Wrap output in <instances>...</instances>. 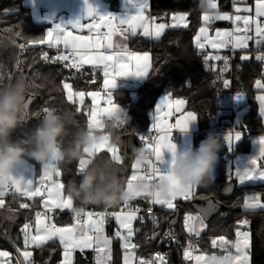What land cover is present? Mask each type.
Masks as SVG:
<instances>
[{
    "label": "trees",
    "instance_id": "1",
    "mask_svg": "<svg viewBox=\"0 0 264 264\" xmlns=\"http://www.w3.org/2000/svg\"><path fill=\"white\" fill-rule=\"evenodd\" d=\"M254 1L256 0H248L251 4ZM114 2L115 0H112V3ZM218 9L231 11L232 0H219ZM150 11L156 20H168L171 14L184 12L187 14L189 25L185 29L166 31L159 41L152 42L146 38L134 40L135 45H132L136 49L152 52L153 69L147 80L134 89L135 97H132L130 89H120L114 93V101L125 108L129 117L127 125L120 131V134L133 133L138 138V134L145 133L151 126L154 105L159 95L172 93L173 97L184 98L188 109L196 112L199 119L201 132L196 136L195 148L209 136L218 137L222 144L220 160L216 167L215 183L207 187L196 188L195 196L200 199L201 197L204 199L215 197L222 204V210L206 224V229L199 235V249L196 252L220 251L219 248L213 247L212 240H219L220 237L232 240L237 228L246 225L251 233V264H264V210L250 211L243 207L244 198L250 194H257L264 201V181L239 185L233 172L230 171V163L236 156L250 153L251 138L264 132V123L259 116L256 102V84L257 81H264V64L257 61L255 57L251 60H242L238 52L234 54L232 62L228 61L226 70H224L223 60L209 59L206 61V56L214 57L217 53L199 50L194 45V35L202 25V14L207 12L202 10L200 0H151ZM16 32H20L21 36H15ZM45 34L46 26L37 25L32 21L30 11L23 6V0H0V78L2 76L5 78L0 88L13 83L20 76L30 78L33 85L38 86L33 87L28 94L29 96L35 93V98L29 105V117L14 133V137H20L36 126L44 115L42 111L44 107L55 108L57 111L65 109L76 111L78 105L74 106L67 101L66 90L63 88L64 83H71L76 91H89L101 87L102 74L100 72L94 73L89 68L77 72L74 69L64 68L59 62H44L43 53L46 52L50 58L57 55L55 50L45 48L41 44H29L30 46L24 52L18 54L16 43L42 39ZM228 53L229 51L224 52L221 56H226ZM223 79H227L230 83L227 88L224 87ZM231 90L235 92V95L243 94L248 109L237 121L239 110L237 102L234 124L242 135L237 145L233 143L229 146L225 139L229 134L208 132L214 126L208 112L217 111V100L225 98ZM89 103L88 99L83 109L79 113L76 111L81 122L87 123L84 113L88 112ZM139 143L142 145L140 140ZM31 162L38 165L35 161ZM78 164L79 162H74L61 165L59 168L61 173L59 178L65 185L66 194L67 186L71 181L79 182ZM260 164L264 167V158L260 159ZM224 176L226 178L223 180ZM227 180L236 181L234 195L229 199L221 196ZM8 200L13 206H19L24 201L17 197L13 199V196ZM190 202L182 199L176 202V205L182 208L178 230L168 223L174 210L157 209L160 217V235L155 244L147 240L148 230L142 229L137 224L139 227L135 237L137 254L156 246L173 247L178 243L194 240L196 236L185 233L182 222L185 212L193 211ZM122 203L115 206L101 205V208L116 209ZM132 203L146 207L150 204V200L140 198ZM73 205L74 207L80 206L79 202L74 200ZM83 208H92V205L83 206ZM56 215L60 220L65 214ZM245 220L248 221L247 224L242 223ZM19 223H23V217ZM169 233L170 235H166ZM60 257L61 249L58 244L49 242L43 250L35 249L33 260L35 264H58ZM114 264H118L116 258Z\"/></svg>",
    "mask_w": 264,
    "mask_h": 264
},
{
    "label": "snow or ice",
    "instance_id": "2",
    "mask_svg": "<svg viewBox=\"0 0 264 264\" xmlns=\"http://www.w3.org/2000/svg\"><path fill=\"white\" fill-rule=\"evenodd\" d=\"M138 10L134 15H128L125 18L113 15L111 13L106 15H101L97 10L90 4L87 7L86 19H91L96 21L99 18L100 21H105L103 25L99 23L84 24L80 20L75 21L72 24L71 29L83 30L87 28L89 32H96L95 37L83 36V35H73L69 29L63 27L62 25H55L52 29L47 32V39H33L26 40L25 43L19 45L21 50H26L28 44H45L47 43L49 48H59L62 44L65 51L58 54L55 57L50 58L45 52L42 55V59L46 63H62L64 68L74 69L77 72H81L85 65L91 66L95 71L97 69L103 72L104 76V88L106 90L107 100L106 103L108 107H94L91 111L84 113L87 117V124L91 127H96L101 124L102 120L110 116L114 111H116L119 106L113 102V89L117 86V80L120 77H127L129 75H135L137 77H146L149 75V69L151 68L150 56L147 52L142 55L130 54L127 50L126 45L122 42H117L114 40V36L120 35L123 39H128L125 33H129L132 36L137 35L138 29L142 30L143 37L152 38L154 40H159L165 31L166 25L160 23L154 25L152 30L149 29L147 24V18L144 16V12L149 7L148 0H129ZM210 8L213 10L217 9V4L214 0H209ZM87 4V0H85ZM243 4V7L238 5ZM233 6L235 12L237 13L234 17L229 13H221L219 11H213L212 14L205 13L203 16L204 27H201L199 32L203 35L204 40H206L213 49H223L229 46L233 50L236 49H246L248 47V42L250 40H255L256 45H264V0H256L255 5V15L254 17L250 14L252 9L248 6L247 0H233ZM6 12L8 10H5ZM243 12L245 15H240ZM118 20L119 24L114 25L112 21ZM215 20H231L233 24L237 25L232 31H220L217 30L215 33V38L210 39L207 35L208 26H210ZM183 22V23H182ZM238 22H242L243 27L241 28ZM127 25V27H122ZM187 27L186 14H176L173 16V23L171 27ZM101 27H106L108 31L106 33H101L96 31ZM11 31V30H9ZM254 32V36L249 33ZM242 33V34H241ZM201 35L196 37L197 48L203 49L205 47L204 43H201ZM15 36L20 37L21 33L16 32ZM14 44L15 41L13 40ZM135 60L136 64L133 66L130 64L131 60ZM215 59L224 61V70L228 67L229 58L226 56H214L205 57V60ZM242 60H248V56H242ZM255 59L257 61L264 62V52H260L256 55ZM223 71V70H222ZM219 79V77H218ZM224 87L227 88L229 82L227 80L223 81ZM257 86L264 88V84L257 81ZM33 87H38L33 85ZM63 88L67 92V101L76 106L77 99L79 97V103H83V97L85 93L83 91L73 92L72 85L68 83L63 84ZM92 100L95 102L99 93L89 92ZM172 93L161 98L160 103L156 105L157 116L155 122L149 129V133L155 131L157 135H146L138 134L139 140L148 149L153 151L155 166L151 164L148 166H142L135 160L132 164V168L135 170L131 178L128 180V189L132 192V198L125 202V207L129 208L127 212L121 211L120 213H92L74 211L73 199L67 194L64 195L65 185L63 183L53 180V174L42 169V175L40 176V183H37L35 179H26L23 183L13 180L9 187L5 190L0 191V209H5V197L12 195L13 199L18 196L27 197L29 200L35 197H41V203L44 208V212H36L35 214V231L33 232L30 222L24 223L21 233L23 234V245L24 250L18 252L23 256V261H17V264H35L32 259V251L29 248L41 249L49 244V242L59 241V244L63 247V261L62 264H73V253L77 249L83 252L85 249H92L95 256V264H110L112 258V238L104 235V223L108 215L115 217L119 224L120 229L124 230L117 231L115 236L121 241V247L124 249L123 264H131L135 253L133 250L137 247L136 244L131 243V237L134 235L133 221L138 219L137 213L140 212L139 208L132 209L130 206V201L135 198H144L150 200L151 203L161 205L167 209L175 210L177 205L174 203L178 198L184 201H192L196 196L195 188H179L177 187L172 198L170 200H161L158 197L151 196L150 193L137 192L134 188V181L139 178L152 179H162L166 175V171H162L159 163L162 162L163 153L165 150L175 153L176 144L172 142L173 130H180L181 132H186L192 122L197 119V115L193 111L184 112L183 106L186 101L183 99H171ZM35 98V93L30 94L27 100V105L32 103ZM236 99H243L242 93H237L235 95ZM260 102L261 115H264V95L257 97ZM175 104V112L180 113L179 118L175 121V124L161 126L159 122V113L162 111V105L168 106L170 104ZM49 108L44 107L42 109L43 113H46ZM76 111L79 113L81 111L80 107H76ZM28 115V112L25 116ZM38 115V114H37ZM171 115V113H169ZM25 119V117L23 118ZM240 132H234L226 136V142L231 146L236 141L241 138ZM260 149L259 156H255L251 160L252 167L244 170L242 173H238L239 182L243 183L245 181L253 179L264 180V170H259L255 167L258 159L264 158V137L259 139ZM106 151L110 154V158L113 159L118 165L124 163L123 156L121 154V147L119 145L113 146L108 141L96 146L93 151L85 149L87 156L79 161L78 172L79 174L87 167L91 159H93L97 154ZM56 176H60V171L58 170ZM169 179H172L170 176ZM204 199V197H201ZM31 205L28 203H20V209H29ZM243 207L246 210L254 211L257 209L264 210V203L260 202V197L258 196H247L244 198ZM68 209L73 213V219L76 221V225L72 227H57L54 223H51L49 213H53L56 210ZM151 212V209H149ZM17 210L13 209L9 204L6 208V214L0 213V220H6L7 222H13L16 218ZM95 216V218H94ZM43 217V219H42ZM142 219V218H141ZM206 216L197 213L196 215L186 214L184 217L185 229L195 236H199L201 230L207 227ZM243 224H247L248 221H243ZM199 225V227H197ZM166 235H170L166 234ZM249 237L247 232H237V241L234 245H230V242L225 240L224 237H220L219 240H212L213 247L219 248L223 253L229 252L231 247H234L239 255L236 257L235 264H248V243ZM191 247V246H190ZM9 254L7 252H0V257H7ZM185 257L191 258V253L185 251ZM197 264H204L206 256L198 255L194 257ZM158 260L163 261V256H158ZM139 264H153L150 260H140Z\"/></svg>",
    "mask_w": 264,
    "mask_h": 264
},
{
    "label": "clouds",
    "instance_id": "3",
    "mask_svg": "<svg viewBox=\"0 0 264 264\" xmlns=\"http://www.w3.org/2000/svg\"><path fill=\"white\" fill-rule=\"evenodd\" d=\"M202 10L208 11L209 0H200ZM33 88V81L25 76L0 88V191L5 190L13 180L26 181L22 170L27 161H35L52 174L61 165L79 162L87 156L85 149L93 151L96 146L108 141L113 146L121 143L120 130L129 117L119 107L101 124L89 127L78 119L72 109L57 111L48 109L40 122L20 137L14 133L21 128L28 112L27 96ZM222 144L216 136L202 140L198 147L175 153L168 165L164 178L149 180L139 178L134 184L135 191L147 192L161 200H170L179 188L207 187L216 181V167L220 160ZM134 159L142 166H155L154 153L145 145L133 149ZM172 179H169L168 177ZM128 181L122 176L119 165L110 157L96 155L80 173L79 182L71 181L67 194L79 207L105 205L115 206L132 198ZM238 252L210 254L204 264H235Z\"/></svg>",
    "mask_w": 264,
    "mask_h": 264
},
{
    "label": "crops",
    "instance_id": "4",
    "mask_svg": "<svg viewBox=\"0 0 264 264\" xmlns=\"http://www.w3.org/2000/svg\"><path fill=\"white\" fill-rule=\"evenodd\" d=\"M150 2L151 0H148L149 3V7L147 8V10L144 12V16L147 18V24L149 26V29L152 30L154 28V25L160 24V23H164L166 25L165 31L162 34L161 38L159 40L162 39V37L164 36V34L166 33V31L170 30V29H185L188 27L189 25V21H188V17L187 14L184 12H178V13H173L170 15L168 20H156L150 11ZM217 4V9L213 10L211 8H209V10L207 12H204L202 14V25L201 27H204V20H203V16L205 15V13L208 14H212L213 11H219L221 13H229L231 16H235L237 13L235 12L234 6H233V0H232V9L231 11H221L218 9V2H215ZM91 5L92 7H94L97 12L101 15H106V14H113L116 16H119L121 18H125L128 15H134L137 12V8L133 6L132 3L129 2V0H115L114 3H112V0H87V4L85 3V0H23V6L25 8H27L30 11L31 14V19L32 21L37 24V25H43L46 26V34L47 32L52 29L55 25H62L63 27L67 28H71L72 24L77 21L80 20L82 23L84 24H91V23H99L101 25H103L105 23V21H100L99 18H97L96 21L89 19H86L87 16V7L88 5ZM247 4L248 6L252 9V12L250 13L253 17L255 15V5H256V1H254L253 4L249 3L247 0ZM240 7H243V4L238 5ZM176 14H186V23H187V27H171L172 23H173V16ZM240 15H245V13L241 12ZM216 23L215 26H212V24L210 26H208V37L210 39H214L215 38V33L217 30L220 31H232L237 25L233 24V22L231 20H215L214 21ZM112 23L114 25L119 24L118 20L112 21ZM183 23V22H182ZM240 27L242 26V22H238ZM122 27H127V25H123ZM200 28L197 30L196 34L194 35V45L197 48V41H196V37L198 35H201L199 30ZM69 31L72 32L73 35H83V36H92L95 37L96 32H89L87 28H84L83 30H74V29H69ZM96 31H99L101 33H106L108 31V29L106 27H101L99 29H97ZM142 30L138 29V33L135 36L130 35L129 33H125V35L128 36V39H123L122 36H120L119 34L114 36V40H116L117 42H122L124 45H126L127 50L130 54H137V55H142L143 53L147 52L150 56V62H151V68L149 69V74L153 69V58H152V52L150 50H139L136 49L135 46V41L136 38H146L149 39L152 42L155 41H159V40H154L152 38H148V37H143V35L141 34ZM45 34L43 39H47V35ZM250 35H255L254 32L249 33ZM201 43L205 44V47L203 49H199L202 51H207V52H213V53H217L216 56H221L223 55L224 52H228V51H233L234 54L235 53H240L241 57L242 56H248L249 59L251 60L253 57H256V55H258L260 52H264V45H256L255 40H250L248 42V47L246 49H236L233 50L231 46L227 47V48H223V49H213L210 44L204 40L203 35H201ZM133 44V45H132ZM42 46H44L45 48H49L47 43L45 44H41ZM55 48V47H53ZM50 48V49H53ZM59 48L63 49V52L65 51V49L63 48V45L61 44L59 46ZM261 62V61H259ZM264 64V62H261ZM131 65H135L136 61L133 59L130 61ZM89 68L90 70H92L94 73L96 72H100L102 74L101 77V87L100 88H94L91 89L89 91H85L86 94L92 90L98 91L97 93L102 94V96L104 97V100H107V96H106V90L104 88V76H103V72L99 69L97 70H93L91 68V66L85 65L83 67V69ZM149 76V75H148ZM148 76L146 77H137L135 75H129L127 77H120L117 80V86L115 89H113V101H114V93L120 89H130L131 95L133 97V95H135V91L134 89L139 87L140 84H143ZM5 78L2 76L0 78V85L4 84ZM261 84H264V81H260ZM71 84V83H68ZM72 85V84H71ZM256 89H257V94H256V102L258 104V111H259V116L262 118L263 123H264V115H261V110H260V102L257 99V97L264 95V88L262 87H258L256 84ZM72 91L75 92H80V91H76L72 85ZM169 93H163L161 95L158 96V98L156 99L155 105H154V109H153V113H152V124L155 122V118L157 116L156 113V105L158 103H160V100L162 97L168 95ZM30 96V95H29ZM29 96H27V100L29 99ZM66 96H67V92H66ZM171 99L174 101L176 99H183L181 97H173L171 96ZM186 101V100H185ZM237 99H236V109H237ZM78 105V103H77ZM176 105L170 104L168 106H163L162 105V111L158 114L159 115V122L161 123V126H166V125H172L175 124V121L179 118L180 113H177L174 111ZM239 107V106H238ZM125 109V108H124ZM183 110L184 112L187 111H192L190 109H188L187 107V101L185 103V105L183 106ZM194 112V111H193ZM169 113H171V115H169ZM196 113V112H195ZM197 115V113H196ZM28 116V115H27ZM28 119V118H27ZM26 122V120L22 121V125ZM150 126V128H151ZM149 128V129H150ZM148 129V130H149ZM201 132L200 130V125H199V119H198V115H197V119L192 122L189 126V129L186 132H181L180 130H173V134H176L178 136V138L176 140H173L172 137V142L176 144L177 148L179 151H186L190 148H195V144H196V136ZM172 134V136H173ZM260 135L264 136V132L260 133ZM138 139V138H137ZM139 141V140H138ZM140 144V143H139ZM249 154V153H248ZM172 159V153H170L169 151L165 150L163 153V157H162V162L159 163V166L161 168L162 171H167L168 169V165L171 162ZM24 174H25V178L26 179H35V181L37 183H40V176L42 175V171L39 170V164L36 165L35 163L31 162V161H27L22 168ZM131 178L130 173L128 174V178L127 181ZM53 180L62 183L61 179L59 178V176H56V174H54L53 176ZM136 181H134L135 183ZM64 192V190H63ZM64 195L66 196L67 194L64 192ZM9 197H11L10 195H8L7 197H5V204L7 205H11L12 207H19V206H13L10 202ZM17 198L19 200H24L22 203H28L29 205H31V207H37V208H43L42 203H41V197L37 196L32 200H29L27 197H21L17 195ZM142 198V197H140ZM140 198H135L132 201L138 200ZM177 200H180L179 198ZM176 201H174V203L176 204ZM37 205H36V204ZM17 210V214H16V218L13 222H7L6 220H0L3 228L5 230H7L12 238V242L7 241L4 236L2 235V233L0 232V252H7L9 255L7 257H0V264H17V261H21L20 260V256H19V252L17 251V249H20V251L22 252L24 250V245H23V234L21 233V229L24 225V223H26V219L29 217H32L35 215V212L31 211V210H26V209H21V210ZM119 212H114V213H120ZM0 213H5L6 214V210L0 211ZM65 214L63 216L62 219L58 220V217L56 214L62 215ZM23 217V223H19L20 219ZM49 217H50V221L51 223H54L57 227H72V226H77L76 225V221L73 219V213L68 210L65 209L63 211L61 210H56L53 213H49ZM185 217V216H184ZM110 221V222H108ZM33 232L35 231V221L34 222H30ZM138 224V221H137ZM105 229L107 231V233L109 234V236L113 239V243L111 245L112 248V258L110 261V264H114V259L116 258L118 261V264H123V257H124V249L121 248V242L120 239L118 237L115 236V233L117 231H120L116 221H115V217L112 215H108L106 217L105 223H104ZM78 227V226H77ZM175 228V227H173ZM242 228V227H239ZM236 230V235L234 236V238L232 240H227L230 242V245H234L235 242L237 241V231ZM176 230H178L177 228H175ZM206 229V227L204 228V230ZM247 229V228H245ZM139 229L134 231V237H133V244H136V233ZM203 230V231H204ZM112 231V233H111ZM202 231V232H203ZM248 230H245V232ZM201 232V233H202ZM185 233H187L185 231ZM200 233V234H201ZM189 234V233H187ZM192 236H195L194 234H190ZM249 240V248L247 250L248 255H249V261L248 264H251V254H250V249H251V240H250V236L248 234ZM58 246L61 249V257L60 260L58 262V264H62L63 261V247L59 244V241H55ZM115 247H117V250H115ZM30 251H32V259H34L35 256V249L34 248H29ZM135 253L133 259L131 260V264H136V260H137V247L133 250ZM230 251L232 252H236L234 247L230 248ZM224 254L221 250L220 251H216V252H212V253H207V252H195L192 255V261L193 264H197V261L195 260V256L198 255H203V256H208L210 254ZM95 252L92 249H85L83 252H81L80 250H76L73 253V264H95ZM23 257V256H22Z\"/></svg>",
    "mask_w": 264,
    "mask_h": 264
},
{
    "label": "built area",
    "instance_id": "5",
    "mask_svg": "<svg viewBox=\"0 0 264 264\" xmlns=\"http://www.w3.org/2000/svg\"><path fill=\"white\" fill-rule=\"evenodd\" d=\"M214 2H219V0H214ZM216 23L213 22L212 26H215ZM243 25L241 26V28ZM68 29H71L68 27ZM242 34V33H241ZM22 43H16L17 45V51L18 54L20 55L22 52L25 50H21L19 45ZM30 45H27V48ZM26 48V49H27ZM55 50L56 55L63 53L62 48H53ZM226 57L229 58L228 61H233L234 58V52L231 50L229 53L226 55ZM227 80V79H223ZM228 81V80H227ZM229 82V81H228ZM230 84V83H229ZM140 84L139 86H141ZM218 104V109L217 111H212L211 113L208 112L209 115H211V118L214 122V126L212 130L208 131L210 133L214 134H232L234 132H240L234 124V117L236 114V98H235V92L234 91H229L227 96L225 98H219L217 100ZM122 130V129H121ZM120 130V131H121ZM147 130L144 134L146 135H157L155 131H152L151 133L148 132ZM178 136L176 134H173L172 139L176 140ZM10 196H12L10 194ZM6 208H7V204ZM130 206L132 209L139 208L140 212L137 213L138 216V224L142 229H147V240L151 242L152 244H155L158 241L159 235H160V217L157 214V209H166V207H163L161 205H157L154 203H151L148 206H142V205H135L132 202H130ZM12 207V206H11ZM5 209H0V211L6 210ZM13 209H18L21 210L19 207H12ZM149 209H151V212H149ZM26 210H31L33 212H44V208H35V207H30L29 209ZM129 208L125 207V204L122 203L120 207L116 209H112L109 207L106 208H83L84 212H92V213H114V212H119V211H124L127 212ZM95 218V216H94ZM142 218V219H141ZM43 219V217H42ZM27 222H34L35 221V215L32 217H29L26 219ZM110 222V221H108ZM184 223V218L182 220ZM0 232L4 236V238L12 242V238L7 230H5L0 222ZM196 240L199 241V237L196 238ZM191 246V247H190ZM198 242H195V244H189V243H178L175 246H156L153 248H149L148 250L144 251L141 254H137V260L136 264H139L140 260H150L153 262V264H193L192 261V255L198 250ZM189 251L191 253V258H186L185 257V251ZM20 260L23 261V257L19 252ZM158 256H163L164 260L160 261L157 259Z\"/></svg>",
    "mask_w": 264,
    "mask_h": 264
},
{
    "label": "rangeland",
    "instance_id": "6",
    "mask_svg": "<svg viewBox=\"0 0 264 264\" xmlns=\"http://www.w3.org/2000/svg\"><path fill=\"white\" fill-rule=\"evenodd\" d=\"M83 92L85 93V96L83 97V103L82 104L79 103V97H76L77 103H78V106L80 107V109H83V107H84V105H85V103H86V101L88 99L90 100L88 112L91 111L94 107H101V108L102 107H108V105L106 103V100H104V97L102 96V94L99 93V96L97 97V100L94 102L92 100L91 96L88 95L89 92L87 94H86L85 91H83ZM90 92H98V91L92 90ZM133 97H135V95H133ZM113 102H114V104L118 105L125 112V114L127 115V112H126V110L124 109V107L122 105H120L119 103H117L115 101H113ZM237 102L239 103V110L237 112V121H239L243 117V115L247 112L248 106L246 104V98L244 96H243V99H237ZM28 117H29V112H28V116H25V119L24 120L27 121L28 120L27 119ZM142 134H144V133H142ZM261 137H264V136H262L260 134L254 135L251 138V151H250V153L249 154H244V155H238V156L235 157L234 161L233 162L231 161V163H230L231 164L230 171L233 172V175L237 179V182H238L239 185H243V184H247V183H251V182L252 183H255V182L258 183V182L264 181V180H261V179H253V180H249V181H245V182L241 183V182H239L238 175H237L238 173H242L244 170L251 168L252 167V164H251L252 158L255 157V156H259V149H260L259 139ZM238 142L239 141H236L234 143V145H237ZM142 145H143V143H142ZM97 155H99L101 157H104V156L110 157V154L107 153L106 151H104L102 153H99ZM134 162H135V160H134ZM255 167L257 169H259V170H264V167H262L261 164H260V159L257 160ZM39 170L42 171V168H41L40 165H39ZM134 171L135 170L132 168V171L130 172V176L133 175ZM53 176H54V174H53ZM248 196H258V197H260L257 194H250ZM260 202L261 203H264V201L261 199V197H260ZM186 214L196 215L197 212L194 211V210L193 211H187V212H185V215ZM115 221H116V219H115ZM137 221H138V219L135 220V221H133V230L134 231L137 230V229H139V227L137 225ZM116 223H117V225L119 227V224H118L117 221H116ZM103 227H104V235L110 237L109 234L107 233L106 229H105V226H103ZM197 227H199V225H197ZM245 228H246V225L243 226L242 228H239L237 232H245V230H248V229H245ZM119 229H120V227H119ZM183 229H184V231H186L187 233H189L185 229V225L184 224H183ZM203 230H204V228H203ZM203 230H201V232ZM120 231L122 233L124 232V230H122V229H120ZM246 232L249 234L250 240H251V233H250V231L248 230ZM133 237H134V235L131 237V243L134 242L133 241ZM198 237L199 236H196L194 240L189 241V242H186V243L195 244V242H198V240H196V238H198ZM112 241H113V239H112Z\"/></svg>",
    "mask_w": 264,
    "mask_h": 264
},
{
    "label": "water",
    "instance_id": "7",
    "mask_svg": "<svg viewBox=\"0 0 264 264\" xmlns=\"http://www.w3.org/2000/svg\"><path fill=\"white\" fill-rule=\"evenodd\" d=\"M122 140L119 146L121 147V154L124 163L119 165L122 176L127 180L128 174L132 171V164L134 162L133 149L140 146L137 137L133 133L121 135ZM224 176L222 179L224 180ZM236 189L235 180H227L223 186L221 196L229 199L234 195ZM194 211L206 216V224L222 210V204L215 198L209 197L206 199L195 198L190 202ZM93 208L99 209L101 205H92ZM182 208L177 206L174 213L169 217L168 223L170 226L179 229Z\"/></svg>",
    "mask_w": 264,
    "mask_h": 264
}]
</instances>
